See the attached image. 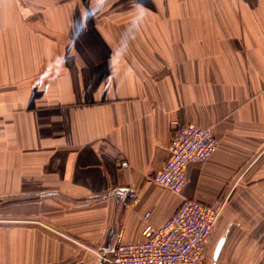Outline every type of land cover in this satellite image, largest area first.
Here are the masks:
<instances>
[{"label": "crops", "instance_id": "0c3cea01", "mask_svg": "<svg viewBox=\"0 0 264 264\" xmlns=\"http://www.w3.org/2000/svg\"><path fill=\"white\" fill-rule=\"evenodd\" d=\"M173 121L217 141L180 195ZM182 199L264 222V0H0V264H99Z\"/></svg>", "mask_w": 264, "mask_h": 264}, {"label": "built area", "instance_id": "2783aa9c", "mask_svg": "<svg viewBox=\"0 0 264 264\" xmlns=\"http://www.w3.org/2000/svg\"><path fill=\"white\" fill-rule=\"evenodd\" d=\"M173 133L168 158L148 177L152 184L180 195L188 185L187 168L206 162L216 151L217 141L208 128L193 124L171 123ZM126 202L140 201L134 189L125 190ZM226 199L217 205L182 199L178 209L160 227L151 226L149 213L144 222L142 241L123 243L117 240L111 255H100L102 264H204L207 245L226 207Z\"/></svg>", "mask_w": 264, "mask_h": 264}, {"label": "rangeland", "instance_id": "374dc122", "mask_svg": "<svg viewBox=\"0 0 264 264\" xmlns=\"http://www.w3.org/2000/svg\"><path fill=\"white\" fill-rule=\"evenodd\" d=\"M5 201H0V203ZM224 211V210H223ZM223 213V212H222ZM264 222H254L247 230L229 232L226 244L216 264H264ZM206 248L204 264H211L213 248L218 239L224 236L227 228L224 224L218 229L219 224ZM234 239L246 240L244 244L234 247L231 241ZM236 245V244H235ZM234 247V248H233ZM92 254V253H89ZM93 255V254H92ZM94 256V255H93ZM96 258V256H95Z\"/></svg>", "mask_w": 264, "mask_h": 264}, {"label": "water", "instance_id": "95a60500", "mask_svg": "<svg viewBox=\"0 0 264 264\" xmlns=\"http://www.w3.org/2000/svg\"><path fill=\"white\" fill-rule=\"evenodd\" d=\"M120 200H121V199H120ZM121 202H122V200H121ZM230 227H231V226L228 227V229L226 230L224 236L220 237V238L218 239V241L216 242V244H215V246H214V249H213L212 258H211V260H210V263H211V264H216L217 261L219 260L220 255H221V253H222V250H223V248H224V246H225V244H226L227 235H228V233H229V228H230ZM109 238H110L109 243L111 242V244L109 245L108 248H106V251H104V252L102 253L103 256H105V255H111V254L113 253L114 246H115V244H116V242H117V235H113V237H112V235H110ZM99 264H102V263L99 261Z\"/></svg>", "mask_w": 264, "mask_h": 264}]
</instances>
